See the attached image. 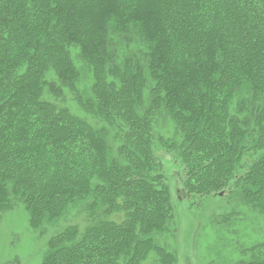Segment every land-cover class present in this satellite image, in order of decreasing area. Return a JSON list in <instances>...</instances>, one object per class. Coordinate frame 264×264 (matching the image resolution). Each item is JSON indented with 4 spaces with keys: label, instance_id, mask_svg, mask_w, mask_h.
I'll use <instances>...</instances> for the list:
<instances>
[{
    "label": "trees",
    "instance_id": "1",
    "mask_svg": "<svg viewBox=\"0 0 264 264\" xmlns=\"http://www.w3.org/2000/svg\"><path fill=\"white\" fill-rule=\"evenodd\" d=\"M159 152L264 217V0H0V213L62 222L38 264H176Z\"/></svg>",
    "mask_w": 264,
    "mask_h": 264
},
{
    "label": "rangeland",
    "instance_id": "2",
    "mask_svg": "<svg viewBox=\"0 0 264 264\" xmlns=\"http://www.w3.org/2000/svg\"><path fill=\"white\" fill-rule=\"evenodd\" d=\"M159 156L166 175L172 173L170 187L174 195L175 235L170 234L164 240L170 242L176 254V264H230L238 258L242 247L264 237V217L256 211L242 207L240 216L230 218V222L224 220L234 206L224 194L178 199L177 194H182L175 192L178 177L173 173L172 157L163 152H159ZM61 225L62 222L41 234L29 225L22 204L1 212L0 264H38L46 240Z\"/></svg>",
    "mask_w": 264,
    "mask_h": 264
}]
</instances>
